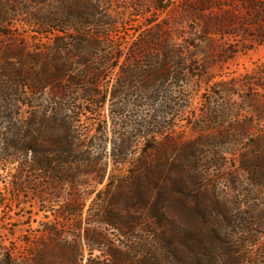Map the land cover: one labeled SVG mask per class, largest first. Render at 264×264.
I'll return each instance as SVG.
<instances>
[{"label":"rangeland","instance_id":"1","mask_svg":"<svg viewBox=\"0 0 264 264\" xmlns=\"http://www.w3.org/2000/svg\"><path fill=\"white\" fill-rule=\"evenodd\" d=\"M67 107L54 191L9 142ZM0 196L13 264H264V0H0Z\"/></svg>","mask_w":264,"mask_h":264},{"label":"trees","instance_id":"2","mask_svg":"<svg viewBox=\"0 0 264 264\" xmlns=\"http://www.w3.org/2000/svg\"><path fill=\"white\" fill-rule=\"evenodd\" d=\"M58 45L55 44L47 52L55 51L54 48ZM158 47L160 48V46ZM53 79L52 76L47 75L46 80L48 82ZM67 83L74 84L75 82L70 79ZM70 93V91L65 90L63 95L66 96ZM118 96L125 97L126 92H115L113 98ZM69 111L71 109L67 107L64 109V115L56 112L50 119L40 118L38 112L33 113L28 122L16 123V133L9 142V147L13 150L8 156L10 163L25 162L26 165L34 169L35 173L43 175L48 188L54 191H57L64 184L73 183L74 179L81 174L75 168L86 161L82 143L77 139V125L68 116ZM115 163L121 165L124 162L119 156L115 159ZM146 165H144L145 168ZM146 169L148 170V167ZM17 175V178L15 177L17 184L14 189L20 191L25 189L27 176L24 171H19ZM35 196L41 197V193L35 191ZM0 197V208H2L6 203V198ZM50 234L55 235L56 231L51 230ZM8 260H0V264L5 263V261L8 262ZM36 262L39 264L40 258Z\"/></svg>","mask_w":264,"mask_h":264}]
</instances>
